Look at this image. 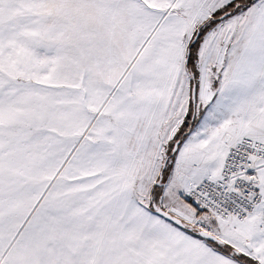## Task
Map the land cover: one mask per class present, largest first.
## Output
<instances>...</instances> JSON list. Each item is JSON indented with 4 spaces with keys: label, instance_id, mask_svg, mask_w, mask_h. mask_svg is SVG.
<instances>
[{
    "label": "snow or ice",
    "instance_id": "obj_1",
    "mask_svg": "<svg viewBox=\"0 0 264 264\" xmlns=\"http://www.w3.org/2000/svg\"><path fill=\"white\" fill-rule=\"evenodd\" d=\"M0 264H264V0H0Z\"/></svg>",
    "mask_w": 264,
    "mask_h": 264
}]
</instances>
